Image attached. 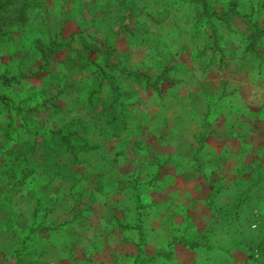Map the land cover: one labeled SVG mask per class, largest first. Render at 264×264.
Returning <instances> with one entry per match:
<instances>
[{"label":"rangeland","instance_id":"rangeland-1","mask_svg":"<svg viewBox=\"0 0 264 264\" xmlns=\"http://www.w3.org/2000/svg\"><path fill=\"white\" fill-rule=\"evenodd\" d=\"M229 1L0 8L10 18L0 21V96L13 105L0 99V264H264V40L254 54L241 18L233 29L208 20ZM238 1L249 12L264 0ZM213 27L234 54L215 52ZM40 40L60 51L46 58ZM166 66L177 81L160 92L131 74ZM102 70L124 88L128 133L105 124L115 94ZM79 121L100 144L73 166L88 178L51 180L30 152L24 182L19 168L9 175L18 160L8 149ZM237 141L238 156L222 153Z\"/></svg>","mask_w":264,"mask_h":264},{"label":"trees","instance_id":"trees-1","mask_svg":"<svg viewBox=\"0 0 264 264\" xmlns=\"http://www.w3.org/2000/svg\"><path fill=\"white\" fill-rule=\"evenodd\" d=\"M11 6L13 9L20 7L19 9L22 12H28L31 8V2L28 4L24 2L20 6L17 5L14 0H3L0 3V8L5 9L6 11H9V7ZM204 7L206 9V6ZM205 13L207 14L208 20L212 21L217 19L220 23L226 24L227 27H230L231 29H233V20L241 18L247 24L249 32L248 36L245 38V42H247L246 47L254 54H257L260 51V45L264 40V1L257 7L252 6L251 11L249 12L240 9V2L238 0H230L221 11L215 8L212 12L205 11ZM0 21H3L5 25H8L10 23V18L5 14H0ZM213 30V37H215L213 40L215 52L220 53L221 58L225 57V51L227 50L230 52V55L234 54V50L223 47L219 44L218 29L213 27ZM39 45L43 49L46 58L51 57L53 53L60 51L58 48H55V46L48 51L43 40L39 41ZM171 69L172 66H166L154 76L142 71H134L131 74L135 79L139 78V81L145 82L147 87L153 86L157 92H160L161 83H173L177 81V79L172 77L169 73ZM101 72H103V79H108L113 85V91L115 94L107 108H105V124L110 128L115 129L111 133L112 136L121 135L122 132L128 133L130 131L129 116L126 114L127 110L125 111V109H127V104L122 100V95L125 96L121 90L123 86L120 87L118 84H115L114 78L105 70H102ZM131 92L134 93L133 90H131ZM131 92H128L127 96L131 97ZM0 99L7 109H13L12 100L6 96H0ZM52 131L53 130H45L35 138L26 137L19 142L20 144L16 149H8L9 155L12 156L13 159L18 160L15 162L14 167L11 166L14 173L11 172L9 174L10 176L15 177L16 170L19 168L21 173L23 172L22 180H19V182H24V178L27 176L24 174V171L28 170L31 166L30 164L22 166L21 160L28 162L32 157L31 155H27V153L30 152L33 153V171L37 168L50 169L52 171V175L50 176L51 180L59 178L64 181H70L71 184H76L83 178H88L87 174L79 175L77 171L74 170L73 166L84 165L82 164L83 161L87 163V158L84 157V154L89 155L96 149L100 148L99 143H92L90 140V125L87 127V124L82 121H79V125L78 122H72L68 125L66 124L62 126L56 132ZM27 146L28 150L25 151ZM41 153H43V159H38ZM158 166L163 167L165 166V163L159 162ZM97 190L104 191L99 187Z\"/></svg>","mask_w":264,"mask_h":264},{"label":"crops","instance_id":"crops-1","mask_svg":"<svg viewBox=\"0 0 264 264\" xmlns=\"http://www.w3.org/2000/svg\"><path fill=\"white\" fill-rule=\"evenodd\" d=\"M238 127H239V126H233V127H232V128L234 129L233 134H234L237 138H238V137L241 138V137H240V135H241V136H243V138L247 139V137L244 136L242 133H240V135H239V132H240L239 130H240V129H239ZM216 134H217V133H216ZM254 134H255V133H254ZM218 138H222V136H218V134H217V137H215V139H218ZM251 138H252V137H251ZM232 140H233V139H232ZM235 145H238V147H240L241 144L237 141V143H236V142H233V146H231L230 148H229V147H224V146H222V148H223V149H222V153H223V154H224V153L226 154V153L230 152V154H231V153L234 152V153H236V155H237V153H239V151L242 150L243 147H241L240 150H236V149L234 148ZM214 147H216L215 144H214ZM237 149H238V148H237ZM226 150H228V152H226ZM240 152H241V151H240ZM237 156H238V155H237ZM225 161H226V160H225ZM226 174H227V173H226ZM226 174H223V175L221 176V179H222L223 177L225 178ZM192 191H193V190H192ZM222 203H223V201H222ZM174 238H175V237H174Z\"/></svg>","mask_w":264,"mask_h":264}]
</instances>
